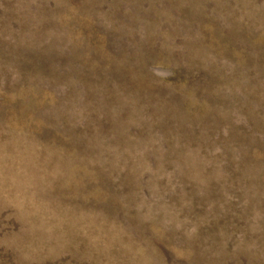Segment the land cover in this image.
<instances>
[{
    "label": "rangeland",
    "instance_id": "374dc122",
    "mask_svg": "<svg viewBox=\"0 0 264 264\" xmlns=\"http://www.w3.org/2000/svg\"><path fill=\"white\" fill-rule=\"evenodd\" d=\"M0 264H264V0H0Z\"/></svg>",
    "mask_w": 264,
    "mask_h": 264
}]
</instances>
